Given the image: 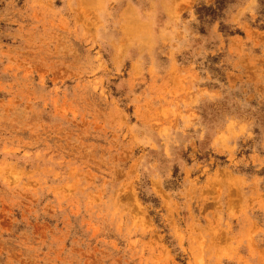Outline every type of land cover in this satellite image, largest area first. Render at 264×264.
I'll use <instances>...</instances> for the list:
<instances>
[{"label": "rangeland", "instance_id": "374dc122", "mask_svg": "<svg viewBox=\"0 0 264 264\" xmlns=\"http://www.w3.org/2000/svg\"><path fill=\"white\" fill-rule=\"evenodd\" d=\"M0 264H264V0H0Z\"/></svg>", "mask_w": 264, "mask_h": 264}]
</instances>
